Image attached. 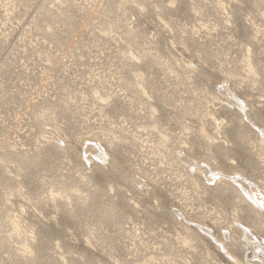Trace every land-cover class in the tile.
<instances>
[{"label":"rangeland","instance_id":"rangeland-1","mask_svg":"<svg viewBox=\"0 0 264 264\" xmlns=\"http://www.w3.org/2000/svg\"><path fill=\"white\" fill-rule=\"evenodd\" d=\"M249 243L264 0H0V264H264Z\"/></svg>","mask_w":264,"mask_h":264},{"label":"bare ground","instance_id":"bare-ground-1","mask_svg":"<svg viewBox=\"0 0 264 264\" xmlns=\"http://www.w3.org/2000/svg\"><path fill=\"white\" fill-rule=\"evenodd\" d=\"M259 243H260V241H259ZM263 251H264V246H262L261 244L254 245L253 243H249V245H248V253H250V255L258 256Z\"/></svg>","mask_w":264,"mask_h":264}]
</instances>
